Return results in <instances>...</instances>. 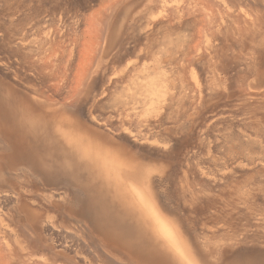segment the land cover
<instances>
[{
	"label": "bare ground",
	"instance_id": "obj_1",
	"mask_svg": "<svg viewBox=\"0 0 264 264\" xmlns=\"http://www.w3.org/2000/svg\"><path fill=\"white\" fill-rule=\"evenodd\" d=\"M82 5L51 0L2 41L18 61H3L17 83L0 81V263L264 264V154L244 161L262 143L252 134L264 139V0ZM140 34L157 42L159 50L144 48L155 64L115 93L116 66ZM187 126L201 127L200 143L212 152L227 145L236 161L221 177L216 169L212 181L226 183L237 167H260L252 168L256 188L240 183L245 190L222 206L217 187L201 190L195 180L190 188L185 174L195 168L185 167L187 186L180 183L177 197L187 209L173 211L176 197L161 191L174 166L133 149L177 154L176 131ZM199 168L201 175L212 170Z\"/></svg>",
	"mask_w": 264,
	"mask_h": 264
},
{
	"label": "rangeland",
	"instance_id": "obj_2",
	"mask_svg": "<svg viewBox=\"0 0 264 264\" xmlns=\"http://www.w3.org/2000/svg\"><path fill=\"white\" fill-rule=\"evenodd\" d=\"M8 1V2H7ZM22 1V2H21ZM29 1V2H28ZM50 1L51 0H0V81H2V82H5V81H11L12 80V82L13 83H17L14 79H12V77H13V75H11L12 73H10L7 69H6V65H4V62H6V61H18V57L17 56H14L13 54H11L10 52V49H11V47L8 45V43L5 45V43H3V42H6V35H7V33H5V32H10L11 30L13 31V33H14V31L15 32H17V27L19 28V30L21 29V28H23V26L25 25H27L28 26V23H30V22H34V19H35V17L38 15V12L43 8V5H44V8L46 7H50ZM82 1H84V0H71V2L73 3V5L75 6V4H76V6H78V8L80 9H82V4L83 3H87V1H88V3L89 4H91V6L93 7V10L94 9H97L100 5H99V3L102 1V0H99V2H98V0H86V2L84 1V2H82ZM91 1V2H90ZM26 2H27V4L29 5L28 7H29V9L28 8H26L27 7V5H26ZM30 3V4H29ZM20 6H19V5ZM22 4V5H21ZM24 4V5H23ZM10 5V6H9ZM12 5V6H11ZM31 5V6H30ZM38 5H39V7H38ZM46 5V6H45ZM7 6V7H6ZM16 8H14V7ZM26 6V7H25ZM90 6V5H89ZM41 7V8H40ZM19 10H18V9ZM36 8V9H35ZM18 10V11H17ZM27 12H26V11ZM38 11V12H37ZM2 12V13H1ZM10 12H14V17H12L11 18V16H13ZM34 12H36V13H34ZM8 13V14H7ZM33 13V15H31ZM149 13V12H148ZM11 14V15H10ZM30 14V15H29ZM35 14V15H34ZM8 15H10V19L12 20L11 21V24L9 23V21L8 20H10V19H8L9 18V16ZM26 15H28V16H26ZM149 14H147V16H148ZM24 18H23V17ZM31 16H35L34 18L32 17V18H29V17H31ZM22 18V19H21ZM26 18L28 19V20H26ZM15 20V22L13 23V21ZM31 19V20H30ZM20 20V21H19ZM25 20V21H24ZM29 20H30V22H29ZM19 21V23L20 24H18L17 22ZM7 24H6V23ZM22 22L24 23L25 22V24H22ZM12 23H13V25H12ZM3 24V25H2ZM6 25V26H5ZM10 25H12V26H10ZM16 25V26H15ZM21 25V26H20ZM6 28H5V27ZM7 26H9L10 27V30H9V27H7ZM12 27V28H11ZM14 27H16V28H14ZM21 27V28H20ZM6 29H8V31L6 30ZM14 29V30H13ZM15 29H17V30H15ZM11 31V32H12ZM3 34H5V38L3 39V37H4V35ZM32 34V35H31ZM36 36H35V35ZM3 35V36H2ZM34 35V37L36 38V37H38V38H36V40L37 41H39V39H40V37H41V34L40 33H33V32H30V36H31V38L33 39V36ZM37 35H39V36H37ZM141 35H143V34H140V36ZM160 35V34H159ZM158 35V36H159ZM140 36H137V38H135L134 40H135V42L133 43H131V45H130V48H131V51H130V53L127 55V56H125L122 60H121V62L118 64V66H116L115 68H116V70H118L119 68V70L118 71H120L121 73H119V74H121L120 76L121 77H119V76H114V75H112L111 76V74H110V78H115L116 77V79H118L117 77H119V81L117 82V84H118V86L116 85V83H115V85L116 86H113L114 88V92L115 93H120V92H122L124 89H125V87L128 85H130L131 84V79L130 78H132V77H137V76H139V72H140V70L143 68V67H151V66H154V64H155V59H154V56H153V54H152V52H148V53H146V51H144V48H146V49H151V43H152V45H153V47H155L154 45H156V47L154 48V49H151V50H153V51H156V50H159V46H158V44H157V42H155V43H153L152 42V40H148V39H146V38H144V36L142 37H140ZM157 36V37H158ZM173 36H176V35H173ZM160 37V36H159ZM158 37V38H159ZM148 40V41H147ZM3 41V42H2ZM149 41H150V44H148L149 43ZM153 41H155V40H153ZM3 43V44H2ZM147 43V45L149 46V48H148V46L147 45H145ZM133 44V45H132ZM135 44V45H134ZM6 47V48H5ZM8 48V49H7ZM6 49H7V51H6ZM247 49H248V47H247ZM9 51V52H8ZM139 52V53H138ZM145 52V53H144ZM138 53V54H137ZM155 53V52H154ZM10 54V55H9ZM136 54H137V56H136ZM142 54V55H141ZM144 54H146V55H144ZM12 55V56H11ZM139 56V57H138ZM138 59V60H137ZM2 61V62H1ZM4 61V62H3ZM134 61H135V63H134ZM133 62V63H132ZM138 62V63H137ZM130 63H131V66H130ZM14 64H15V62H14ZM126 64V65H125ZM127 66V67H126ZM134 68H133V67ZM119 67V68H118ZM129 67V68H128ZM133 69H132V68ZM126 69V70H125ZM130 69V71L128 72L127 70H129ZM135 69V70H134ZM263 71H264V61H263ZM123 70V71H122ZM134 71H136V72H134ZM126 73L125 75H123V73ZM118 74V75H119ZM136 74V75H135ZM123 75V76H122ZM128 75H130V76H128ZM9 76V77H8ZM124 76H125V78H124ZM128 79H130V80H128ZM122 80V81H121ZM126 85V86H125ZM125 86V87H124ZM127 86V87H128ZM126 87V88H127ZM122 88H124V89H122ZM233 113H235V111L233 110ZM263 125H262V127H263V129H262V133L264 134V132H263V130H264V123H262ZM168 125H170V124H168ZM188 129V130H187ZM187 129H184V130H186V131H183V129L182 130H177L176 131V137L179 139L178 140V144H177V146H176V152H177V154L176 153H170L169 155L168 154H159V153H154V154H152V153H150V152H147V151H144L143 149H141L140 150V148L139 147H135L133 150H135L136 148V154H138V155H143V156H146V157H149V158H151V159H153L154 161H156V163H158V165L160 164V163H162V164H164V165H166L167 167H173L174 166V173L175 174H173L174 176H173V178H171L170 177V179L173 181H170V179L169 180H167L166 182H164L165 183V185H163L164 187H163V191H161L162 193H161V196H162V194H164L165 192H164V190H166L167 192V194H169L170 195V193H171V195H172V197H176V199H175V201H171V206L173 205H176V204H174V202L175 203H177L178 204V197H177V195H178V193L182 190V186H181V184H182V182L184 181V180H186L187 181V178H189L190 180H188V181H190L189 183H190V188H194L195 186V188H200V186L202 187H204V188H200L201 190L202 189H206L207 187V185H205V184H207L208 183V186H210V189H214L215 187H217L218 188V186L219 187H221V189H222V186H223V188L224 189H222V193H220V190L221 189H219V192H217L216 191V189H214L213 190V192H216L215 194H219V195H221V196H223V198H218L219 196L217 195V204H219V205H221V204H223V201L227 204V205H229V207H230V205L232 204V200H233V203H234V200H235V198L237 197V193H238V191H239V193H242L243 192V189L244 188H248V187H255V186H257V183H258V180L260 179V177L258 176V174H257V177H255V175L256 174H253V169H254V171H257V170H259V168L260 167H251V170H250V167L249 166H246V167H241V168H239V167H237V168H235V171L237 172V173H234V174H236L235 175V177H236V179L234 178V174H230V176H229V178L232 176L233 178H230V179H228V180H226V183L224 182H219L218 181V183H215L214 181H212V179L210 178V177H213V176H215L216 175V173L218 174V172L217 171H219V173H220V175H216V176H218V177H221V174H223L221 171H220V169H222V168H224V166H228L229 165V163L231 164L229 167H234L235 166V163H236V161L234 160V158L231 156V155H229V156H227L228 154L225 152V151H227L226 150V146L227 145H223V147H220V149H219V146H217L218 147V150L216 149V148H213L216 152H217V157L216 156H213V155H216V154H214V153H216V152H212V151H210V149L208 148V146H206L205 144L203 145V143H200V140H201V138L203 137V134H201L202 133V129H201V127L199 128V129H196V131L195 130H193V128H191L190 129V127L189 126H187ZM189 129H190V131H189ZM198 130L201 132H199L198 133ZM249 130V131H248ZM251 130V131H250ZM193 131V132H192ZM253 130L251 129V127L249 128V129H247V133H253L252 132ZM191 132L192 133H194V132H196V133H194V134H191ZM250 134V135H251ZM259 135H261V133L259 134L258 133V135H256V134H252V137L254 136H257V138L260 140V142H262L261 143V146H259L258 148H257V150L258 149H261V150H263V152L262 151H257L256 149H254V147H253V149L255 150V152L254 151H252L251 149H250V151H251V153H250V151H249V154L247 155V157H245L246 158V160L244 159V161H245V163L246 162H248L249 163V155L250 154H252L253 153V156H256V155H261V153L262 154H264V144H263V141H264V139L262 138V137H264V135H262V139H260V136ZM202 136V137H201ZM182 139H181V138ZM192 137V138H191ZM256 138V137H255ZM193 139V140H192ZM200 139V140H199ZM183 141V142H182ZM184 141H187V143L186 142H184ZM190 141H192V142H190ZM194 141V142H193ZM199 141V142H198ZM188 142H189V144L191 145V143H192V145L190 146V148H192V150L190 149L189 151L187 150L186 151V149H187V147H189V145H188ZM5 144H9L10 145V143H8L7 141H5ZM199 144H200V146H199ZM201 144H202V146H201ZM6 146V145H5ZM196 146H198L197 148H199V149H197L196 148ZM261 147H263V148H261ZM205 148V149H204ZM185 149V150H184ZM184 150V151H183ZM197 150V151H196ZM220 150H221V152L223 153V155H224V152H225V155L227 156V157H225V158H227V159H225V158H223L222 157V153H220V154H218L219 152H220ZM225 150V151H224ZM13 151H14V148H13ZM194 151H196V153L195 154H193V152ZM179 152H180V154H179ZM186 152V154H184ZM190 152V153H189ZM211 152V153H210ZM257 152V153H256ZM261 152V153H260ZM163 153V152H162ZM199 153H200V155H199ZM208 153V154H207ZM213 153V154H212ZM255 153V154H254ZM2 154H3V156H4V152H0V155L2 156ZM155 155V156H151V155ZM191 154H193V155H191ZM197 154V155H196ZM210 154V155H209ZM211 154H212V156H211ZM162 155V156H161ZM170 155H172V156H170ZM184 155V156H183ZM189 155V157H187ZM202 155H203V157H202ZM204 155H208V156H210V157H212L211 159H209L208 157H206V156H204ZM218 155H221L220 156V160H222V161H224L223 163H221L222 165H220V162H222V161H220V160H218ZM0 156V158H2ZM158 156V157H157ZM171 157L170 159H169V157ZM192 158H191V157ZM193 156L194 157H196V158H201V159H196V158H193ZM199 156V157H198ZM168 157V158H167ZM175 157V158H174ZM185 157V158H184ZM230 159H229V158ZM232 157V158H231ZM187 158H190L189 160L187 159ZM204 158H206V159H204ZM175 159H177V160H175ZM204 159V160H203ZM209 159V161H207ZM213 159V160H212ZM235 161H233V160ZM247 159H248V161H247ZM5 159H3L2 158V160L0 159V162L1 163H3L4 164V161ZM180 160H181V162H180ZM187 160H188V162H187ZM192 160V161H191ZM194 160H196V162H193ZM206 160V161H205ZM212 160V161H211ZM219 162H218V161ZM229 160V161H228ZM231 160V161H230ZM175 161V162H174ZM200 161H201V163H202V165H201V163H200ZM203 161V162H202ZM232 161H233V163H232ZM178 162H180L181 163V165L183 166H179V164L180 163H178ZM183 162V163H182ZM219 164H218V163ZM229 162V163H228ZM195 163V164H194ZM198 165H197V164ZM205 163V164H204ZM206 163H209V167L210 168H212V170H213V166H214V170H213V172H212V170H211V172H210V174H208V175H210V176H208L207 174H204V175H201V172H200V166L201 167H203V168H206V171H209V167H208V164H206ZM228 163V164H227ZM168 164L170 165V166H168ZM178 164V165H177ZM203 164H204V166H203ZM225 164H227V165H225ZM186 165V166H185ZM187 165H189V166H187ZM196 165V166H195ZM200 165V166H199ZM213 165V166H212ZM176 166H178V167H176ZM223 166V167H222ZM185 167H193V168H195L194 170H195V172H190V173H188V174H185L184 173V168ZM209 169H208V168ZM182 168H183V170H182ZM253 168V169H252ZM256 168H258L257 170H256ZM217 169V171L215 172V170ZM219 169V170H218ZM245 169H247V170H245ZM177 170V171H176ZM181 172H180V171ZM197 170H199V171H197ZM251 171H252V173H251ZM261 171L263 172L264 171V169H261ZM179 172V173H178ZM198 174H197V173ZM252 175H254V177L253 176H251V174ZM256 173V172H255ZM180 174H182V175H180ZM183 174H185L186 176H187V178L186 177H182V176H184ZM199 174H200V176H199ZM215 174V175H214ZM250 174V175H249ZM180 177H179V176ZM194 175V176H193ZM242 175H244V176H242ZM247 175V176H246ZM196 176V177H195ZM182 177V178H181ZM192 177H194V178H192ZM199 177V178H198ZM254 179L253 181H254V183L252 182V178ZM259 177V178H258ZM183 178H185L184 180H182V182H181V180L180 179H183ZM195 178H197V179H195ZM200 178H202V179H200ZM207 180H206V179ZM209 178V179H208ZM246 178V179H245ZM203 179H205V180H203ZM241 179H245V180H241ZM158 180V181H157ZM156 180V186L158 187L161 183L159 182L160 180L159 179H157ZM195 180H197V182L199 183V184H197V182L195 183L194 181ZM209 180V181H208ZM211 180V181H210ZM239 180V181H238ZM250 180V181H249ZM204 181H206L205 183H204ZM234 181V182H233ZM242 181V182H241ZM244 181V182H243ZM249 181V184L247 183ZM192 182H194L195 183V186H191V185H194V183H192ZM203 182V183H202ZM212 182V183H211ZM214 182V183H213ZM228 182V183H227ZM257 182V183H256ZM181 183V184H180ZM183 183H185V184H183V186L185 185V187L187 186L186 185V183L187 182H183ZM192 183V184H191ZM202 183V184H201ZM234 183H236V185L237 184H240V183H242V186H244V188H242V186H241V184L239 185V187H235V184ZM245 183V184H244ZM159 184V185H158ZM212 184V185H211ZM215 184V185H214ZM222 184V185H221ZM225 184H226V186H225ZM248 184V185H247ZM217 185V186H216ZM228 185V186H227ZM230 185V186H229ZM232 185H234L233 187H235V189L237 190H235V189H233V187H232ZM247 186V187H246ZM188 187H189V185H188ZM206 187V188H205ZM231 188V189H230ZM240 188H241V190H240ZM252 188V189H253ZM256 188V187H255ZM160 189V188H159ZM209 188H207V190H210ZM239 189V190H238ZM251 189V190H252ZM162 190V189H161ZM224 190V191H223ZM245 190V189H244ZM247 190H249V188L247 189ZM234 191V192H233ZM164 192V193H163ZM166 193H165V195H166ZM229 194H234L233 196L232 195H230V197L228 196ZM165 195H163L162 197H164L165 198ZM227 195V196H226ZM225 196V197H224ZM161 197V198H162ZM229 197V199H226L225 200V198H228ZM221 200H222V203H221ZM228 200V201H227ZM181 201V200H180ZM227 201V202H226ZM229 202V203H228ZM231 202V203H230ZM260 202L264 205V199H260ZM224 203V204H225ZM181 204V203H180ZM180 204H178V205H176V206H172V210L173 211H175L176 210V212L178 213V214H181V211H185V209H187L186 208V206L185 205H183L182 204V206L180 205ZM222 205V206H225V205ZM178 208H181V209H179V211H178ZM14 262V263H13ZM12 262V260L10 261V262H6V264H8V263H10V264H16L18 261H13ZM16 262V263H15ZM19 263V262H18ZM17 263V264H18ZM0 264H3V263H0Z\"/></svg>",
	"mask_w": 264,
	"mask_h": 264
}]
</instances>
